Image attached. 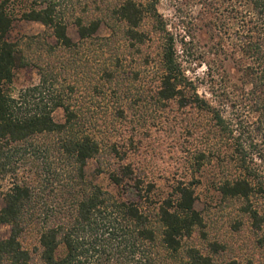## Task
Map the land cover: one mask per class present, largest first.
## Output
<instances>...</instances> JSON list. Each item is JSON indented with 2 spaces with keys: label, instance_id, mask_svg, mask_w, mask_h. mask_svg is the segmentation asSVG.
Returning <instances> with one entry per match:
<instances>
[{
  "label": "rangeland",
  "instance_id": "rangeland-1",
  "mask_svg": "<svg viewBox=\"0 0 264 264\" xmlns=\"http://www.w3.org/2000/svg\"><path fill=\"white\" fill-rule=\"evenodd\" d=\"M121 1L6 0L12 18L6 38L28 61L14 70L6 91H27L39 81L36 63L51 66L57 80L43 101L49 105V99L62 96L77 114L76 131H86L100 147L98 161L89 159L86 164L88 181L124 198L109 173L128 164L144 187L151 185L154 205L184 182L194 188V209L201 223L183 239L180 251L194 247L212 264H264V125L259 124L261 111L252 110L250 91L255 86L246 83L251 78L246 68L255 65L243 53L258 11L249 0H135L143 7L138 30L144 42L137 44L111 14ZM46 4L67 21L73 50L48 51L47 44L57 45L51 29L22 18L28 9ZM75 16L98 19L100 24L81 40ZM118 23L120 29L112 34L111 25ZM259 30L264 32V27L256 34ZM171 44L187 85L185 97L197 95L226 119H235L233 138L215 126L211 113L190 103L180 106L176 98H159L163 49ZM117 61L118 73L111 71L110 80L107 73ZM34 98L29 96L32 102ZM51 115L56 122L65 121L61 107ZM59 139L55 133L38 134L13 158L14 175L52 203L56 195L49 196V189L68 169L58 151ZM238 144L245 149L244 160L233 152ZM12 178L13 174L0 173V208ZM237 178L252 183L247 197L222 192L223 184ZM156 228L160 234L158 223ZM8 233L9 227L0 225V238ZM22 241L28 244L32 236Z\"/></svg>",
  "mask_w": 264,
  "mask_h": 264
},
{
  "label": "trees",
  "instance_id": "trees-1",
  "mask_svg": "<svg viewBox=\"0 0 264 264\" xmlns=\"http://www.w3.org/2000/svg\"><path fill=\"white\" fill-rule=\"evenodd\" d=\"M249 2L258 11L259 27H264V0ZM111 14L124 24L126 37L137 44L144 42L143 33L138 30L143 18L141 3L123 0ZM62 17L51 4L32 7L22 13V18L51 29L57 45L47 44L50 52L58 48L71 51L76 47L67 33V21ZM257 21H252L251 36L243 53L255 65L247 66L251 78L246 83L255 86L250 91L252 110L261 111L259 124L264 125V32L259 30L256 34ZM73 23L79 38L84 40L97 30L100 21L75 16ZM11 25L6 0H1L0 173L13 174V178L8 191L3 194L0 208V225L9 227L8 236L0 238V264H212L209 256L194 247L183 253L180 251L183 239L201 223V216L194 209L196 195L192 186L179 182L171 194L154 205L151 185L144 187L128 164L109 173L111 182L121 190L124 198L86 179V164L89 159L98 161L100 147L92 135L76 131L77 114L62 96L49 99V105V101H43L44 98L47 100L43 95L57 80L51 66L36 63L39 81L27 91L18 95L6 91L14 70L28 64L22 49L6 38ZM111 29L112 34L116 33L120 23L111 25ZM115 58L118 60V56ZM162 62L157 89L159 98H176L180 106L190 103L211 113L215 126L233 138L235 119H226L197 95L185 97L187 85L181 77L172 44L163 49ZM117 63L107 73L110 80L114 78L111 71L118 73ZM33 95L36 98L32 102L29 96ZM56 107L64 111L63 123L54 121L51 115ZM44 133L60 135L58 151L68 164L62 175L63 182L61 179L49 189V196L51 193L53 197L56 195L53 203L44 201L41 192L27 180L14 175L17 173L14 156L27 149L28 140ZM233 152L244 160L242 144H238ZM220 188L226 195L243 197L253 191L252 183L245 178L226 182ZM26 236H32L28 244L22 241Z\"/></svg>",
  "mask_w": 264,
  "mask_h": 264
}]
</instances>
